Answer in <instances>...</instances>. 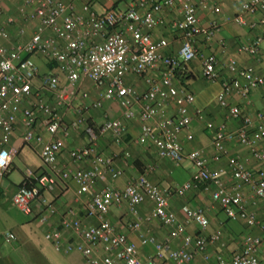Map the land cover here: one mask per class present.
I'll return each instance as SVG.
<instances>
[{"label":"built area","instance_id":"built-area-1","mask_svg":"<svg viewBox=\"0 0 264 264\" xmlns=\"http://www.w3.org/2000/svg\"><path fill=\"white\" fill-rule=\"evenodd\" d=\"M121 3H125V7H119ZM165 8H177L181 13V18L172 22L174 30L181 34L177 54H167L165 50L171 46V42L165 38L155 40L151 33L164 23L162 13ZM259 13H264V0H245L237 15L203 27L197 5L192 0L23 1L19 14L37 23L34 32L23 42L10 47L0 43V186L19 155V148L10 145V138L16 122V111L32 95L35 79L40 74L39 65L33 59L36 56L56 63L75 88L85 78L92 80L104 90L95 107H101L104 100H118L126 120L138 119L141 122L140 142L152 143L162 158L178 165L188 161L195 169L191 180L175 189L154 184L145 173L123 189L104 188L95 192L87 215L97 218L99 224H88L78 218H62L59 227L48 234L58 252H78L88 264H160L158 260L192 264L197 258L205 264H264V224L247 210L243 191L247 186L253 197L264 205V151L256 147L251 135L255 129L256 136L264 139V111L253 118L243 115L239 107L229 103V97L234 93L249 103L251 91L264 86V76L231 58L227 67L232 77L222 82L217 100L220 107L227 110L229 117L239 119L241 124L236 130L229 131L225 124L217 127L213 122L207 123V128L214 132V145L220 154L228 153L227 142L238 141L249 148L259 163L258 169L252 171L243 161L231 160L234 179L231 186L223 178V169L209 167L202 149L185 151L180 134L193 121L190 106L195 103V96L187 88H179L175 84L178 72L195 59L202 63L203 77L209 82H216L220 78L218 60L214 55L200 53L195 46L196 38L201 35L207 42H212L222 31L223 25L231 23L254 30L263 20L251 21L248 15ZM14 23L13 16L0 22L1 41L10 38L7 26ZM26 33L25 28L20 30L22 36H26ZM263 42L264 33L251 43L241 45L239 51L258 58ZM221 43L224 44L223 41ZM149 72L156 75L149 76ZM128 75L146 76L148 89L141 92L127 84ZM41 87L52 92L58 102L67 106L72 104L71 96L60 87L55 76L43 77ZM83 96L88 95L84 93ZM173 100L180 104L177 117H169L163 112L164 107ZM38 109L45 116L50 138L46 139L32 128L37 120L36 110L24 108L23 114L30 126L22 137V144L38 149L40 159L50 173L36 174L26 170L22 183L12 196V203L26 215H32L35 206H38L44 213L41 219L46 222L49 215L56 214V207L46 193L55 189L58 176L64 180L73 178L78 186V196L88 193L105 173L113 179L122 176L123 172L117 167L115 159L100 154L96 146L99 136L110 131L120 138L121 127L117 120L112 119L106 120L99 131L87 127L90 144L73 149L70 156L74 162H87L90 167L74 172L61 171L58 169L61 144L54 137L60 131L67 133L69 127L64 125L62 116L51 105L40 102ZM87 109L84 106L79 110L72 128L78 129L86 123L84 113ZM195 113L203 118L202 110L197 109ZM212 186L214 190H211ZM194 189L210 191L213 201L222 207L229 220L242 221L250 229L260 228L262 235L248 233L239 251L231 255H213L209 246L223 236V231L219 230L212 236L205 234L210 225L205 208H183L187 221L198 228L194 234L189 233L186 225L179 222L177 214L169 209L172 195L184 196ZM146 200L154 204L146 220L168 226L171 232L165 241L141 235V244L152 245L155 249L153 257L143 260L138 245L120 233L107 215L114 205L126 203L134 211ZM133 227L137 229L138 224ZM0 236L7 243L16 240L15 234L10 231L2 232ZM176 239H180L182 244L173 248L172 242Z\"/></svg>","mask_w":264,"mask_h":264},{"label":"crops","instance_id":"crops-1","mask_svg":"<svg viewBox=\"0 0 264 264\" xmlns=\"http://www.w3.org/2000/svg\"><path fill=\"white\" fill-rule=\"evenodd\" d=\"M23 1L0 0L2 12L0 22L5 21L8 16L15 18V23L7 26L10 38L6 41L0 40V43L8 47L23 42L30 37L37 25L36 22L26 20L19 14V7ZM192 1L197 5L201 25L208 27L213 22H222L225 17L237 15L241 10V4L245 0ZM119 7H125V3H121ZM216 8L218 9L217 12L215 11ZM162 16L164 17V23L151 32L152 36L155 40L168 39L171 46L165 52L167 54H177L181 46V34L174 30L172 22L180 19L181 13L177 8H165ZM248 18L251 21L263 20V23L254 30L232 23L224 24L222 31L212 42H207L201 35L196 38L195 46L197 50L202 54L214 55L218 60L217 71L220 78L216 82H209L203 77V66L199 59L185 64L184 69L179 71L175 78L177 87L187 88L195 96V103L190 106L193 121L180 134L181 143L187 152L202 149L211 169L224 170L223 178L229 186L234 184L230 167L231 160L243 161L252 171L258 169L259 163L254 159L249 148L244 147L238 141L227 142L228 153L226 155L220 154L214 145V132L207 128V123L213 122L217 127L225 124L229 131L236 130L241 124L239 119L230 118L227 110L221 108L217 100L222 89V82L232 77L227 67L231 58L236 59L241 66L252 67L256 73L264 76V42L258 58L239 51L241 45L251 43L255 37L264 33V13L248 15ZM22 28L26 29V36L20 34ZM222 41L224 44L221 43ZM48 65L49 72L55 73L52 76L59 80L60 87L71 96L72 104L67 106L58 102L52 92L42 89L41 79L37 77L32 95L26 98L23 107L16 111V122L11 134L10 145L19 148L20 151L17 157L24 164L25 170L21 172L22 180L19 184L9 182L8 174L0 186V233L10 231L16 236L13 243L5 242L0 236V264H88L78 252L69 254L58 252L52 240L48 238V234L59 227L62 218H78L88 224L98 225L99 220L97 218H90L87 215L88 205L95 192L104 188L123 189L127 184L145 173L148 174L149 179L154 184L167 189H175L191 180L195 171L190 162L184 161L178 165L169 159L160 157L152 143L140 142L141 122L138 119L126 120L123 117V109L118 100H104L101 107H95L94 104L101 99L104 90L98 88L92 80L85 78L75 88L69 82L67 75L60 71L56 63L50 62ZM148 75L155 76L156 74L155 72H149ZM126 82L141 92L148 89L146 76L128 75ZM84 93H87L88 96L84 97ZM40 102L51 105L62 116L64 125L69 127L67 133L60 131L54 137L61 144L58 161V169L61 171L71 170L74 172L77 169L90 167L87 162H74L70 156L73 149L90 144L86 132L87 127L99 131L108 119L117 120L121 127L120 138H117L110 131L99 136L96 146L100 154L115 159L117 167L123 172L122 176L113 179L110 174L105 173L96 181L94 187L82 196H78V186L73 178L64 180L58 176L55 189L46 193V196L56 207V214L49 215L46 222L42 221L41 216L44 213L41 212L38 206H35L32 215H26L12 203V196L22 183L26 170H32L36 174L50 173V170L43 165L38 149L22 144V137L30 126L23 114L24 108L36 110L37 120L32 124V128L46 139L50 138L44 122L45 116L38 109ZM229 103L232 106L239 107L243 115L256 118L259 112L264 111V86L251 91L249 103L242 100L236 93L229 97ZM84 106L88 107L84 113L86 123L78 129L72 128V122L79 116V110ZM179 108L180 104L173 100L164 107L163 112L169 117H177ZM197 109L203 111V118L196 116L195 111ZM251 135L254 138L256 147L263 150L264 139H259L256 136L255 129L251 131ZM214 189L215 187L212 186L211 190ZM243 191L246 197L247 210L255 214L258 219L264 216L263 203L253 197L247 186H244ZM185 206L205 208L210 220V225L205 234L209 236L221 230L223 222L229 220L222 207L213 201L210 191L194 189L184 196L172 195L169 200V209L177 214L179 222L186 225L189 233H196L198 228L192 222L187 221L183 210ZM153 207V202L146 200L132 211L125 203L112 206L107 215V218L120 233L127 235L132 242L138 245L139 255L143 260L153 257L155 249L152 245H142L140 236L154 237L159 241H165L170 237L171 232V228L168 226L156 221L146 220ZM134 224H138L137 229H134ZM209 228L215 231L210 234ZM252 230L253 234L262 235L260 228H252ZM181 244L182 241L176 239L173 240L172 247L177 248ZM209 251L214 255L213 243L210 244ZM197 259L201 260L200 258ZM196 260L193 263L197 262ZM165 261L158 260L160 264ZM168 262L173 264L170 261ZM201 262L205 264L202 260Z\"/></svg>","mask_w":264,"mask_h":264},{"label":"rangeland","instance_id":"rangeland-1","mask_svg":"<svg viewBox=\"0 0 264 264\" xmlns=\"http://www.w3.org/2000/svg\"><path fill=\"white\" fill-rule=\"evenodd\" d=\"M35 62L39 65L40 68V74L38 76L39 79H42L43 77L47 75H54L53 73H50L49 71V65L46 60L43 58L40 59V57H34L33 58ZM46 94V93H45ZM37 100V99H36ZM264 150V146H263ZM248 154V153H247ZM25 170L24 164L21 162V160L17 157L14 160V164L11 167L8 181L12 182L14 184H19L22 180L21 172ZM21 214V213H20ZM259 220L262 224H264V216L259 217ZM223 236L220 238L219 241H216L213 243L214 248V254L222 253L225 255H231L234 252H237L240 250L243 238L246 234L252 233L253 230L246 227L243 223L239 222H231L229 220H226L221 225ZM210 234L215 231L212 228H209ZM254 233V232H253ZM197 262L193 264H202L201 260H196ZM168 261L163 262L162 264H167ZM171 264V263H169Z\"/></svg>","mask_w":264,"mask_h":264},{"label":"trees","instance_id":"trees-1","mask_svg":"<svg viewBox=\"0 0 264 264\" xmlns=\"http://www.w3.org/2000/svg\"><path fill=\"white\" fill-rule=\"evenodd\" d=\"M239 223H243L247 227V225L244 222L240 221Z\"/></svg>","mask_w":264,"mask_h":264}]
</instances>
